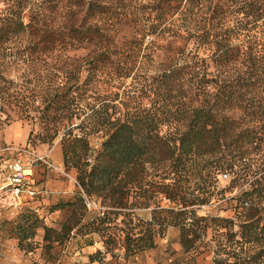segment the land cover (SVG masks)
Instances as JSON below:
<instances>
[{"label": "trees", "instance_id": "obj_1", "mask_svg": "<svg viewBox=\"0 0 264 264\" xmlns=\"http://www.w3.org/2000/svg\"><path fill=\"white\" fill-rule=\"evenodd\" d=\"M2 65L0 110L59 137L87 196L190 207L224 197L229 170L247 200L237 233L214 230V264H264V0H0ZM206 229L182 228L184 250Z\"/></svg>", "mask_w": 264, "mask_h": 264}, {"label": "rangeland", "instance_id": "obj_2", "mask_svg": "<svg viewBox=\"0 0 264 264\" xmlns=\"http://www.w3.org/2000/svg\"><path fill=\"white\" fill-rule=\"evenodd\" d=\"M85 53L79 50L75 54ZM8 74L14 75L11 67L2 65L0 76ZM83 129L93 133L85 123L74 133ZM41 131L36 121L15 112L7 116L0 110V160L9 157L26 161L34 154L46 160L34 170L35 185L41 193L26 198L19 209L0 214V264H214L215 258L225 256L213 238L214 230L222 226L237 233L241 203L247 200L236 198L239 184L229 170H220L213 179L219 189L225 190L219 201L211 197L205 203L181 207L161 194L159 200H150L147 205L128 201L122 202L125 208H117L114 203L118 202H101L78 187L77 171L70 161H64L59 137L45 142ZM89 140L87 162L100 148L99 138L90 135ZM223 173L227 176L222 177ZM107 211L118 212L113 214L117 218L102 229L98 222ZM201 226L207 232L197 242L198 248L185 251L180 243L182 228ZM110 235H115L114 239L106 244L104 239ZM124 236L129 238L134 254L124 253Z\"/></svg>", "mask_w": 264, "mask_h": 264}, {"label": "built area", "instance_id": "obj_3", "mask_svg": "<svg viewBox=\"0 0 264 264\" xmlns=\"http://www.w3.org/2000/svg\"><path fill=\"white\" fill-rule=\"evenodd\" d=\"M41 161L46 162L44 157L34 154L29 156L26 161L17 158L1 165L0 213L17 210L26 198L32 199L41 193V190L36 188L34 180V170ZM226 176V173L222 174V177ZM245 205H247L246 202Z\"/></svg>", "mask_w": 264, "mask_h": 264}, {"label": "crops", "instance_id": "obj_4", "mask_svg": "<svg viewBox=\"0 0 264 264\" xmlns=\"http://www.w3.org/2000/svg\"><path fill=\"white\" fill-rule=\"evenodd\" d=\"M12 160V158L6 157L0 160V167L3 165L6 161Z\"/></svg>", "mask_w": 264, "mask_h": 264}]
</instances>
